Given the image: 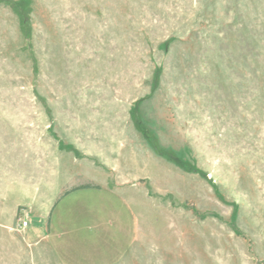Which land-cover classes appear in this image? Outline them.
<instances>
[{
    "label": "rangeland",
    "instance_id": "374dc122",
    "mask_svg": "<svg viewBox=\"0 0 264 264\" xmlns=\"http://www.w3.org/2000/svg\"><path fill=\"white\" fill-rule=\"evenodd\" d=\"M50 244L264 264V0H0V264Z\"/></svg>",
    "mask_w": 264,
    "mask_h": 264
},
{
    "label": "crops",
    "instance_id": "0c3cea01",
    "mask_svg": "<svg viewBox=\"0 0 264 264\" xmlns=\"http://www.w3.org/2000/svg\"><path fill=\"white\" fill-rule=\"evenodd\" d=\"M60 197V196H59ZM55 202H56V200H55ZM55 202L53 203V205H52V207H51V209H50V211H49V213H48V217H47V220H46V227H47V230H48V232H47V235H46V237L49 239L50 238V236H51V232L49 231V228H50V216H51V214H52V211L54 210V204H55ZM26 220V219H25ZM48 220H49V224H48ZM28 222V221H27ZM27 226H28V224H27ZM25 229V228H24ZM49 241V240H48ZM50 243V242H49ZM50 246L52 247V249H53V251H54V253H55V255H56V257L58 258V260H59V262H60V264H65L64 262H62V258H61V256H60V254H59V252H58V248H56V245H52V244H50Z\"/></svg>",
    "mask_w": 264,
    "mask_h": 264
},
{
    "label": "trees",
    "instance_id": "16d2710c",
    "mask_svg": "<svg viewBox=\"0 0 264 264\" xmlns=\"http://www.w3.org/2000/svg\"><path fill=\"white\" fill-rule=\"evenodd\" d=\"M88 187H92V186H89V185H85V186H81V187H77V188H73V189H70V190H68V191H65L57 200H56V202H55V204H54V207L56 206V204L58 203V201L63 197V196H65L66 194H68V193H70V192H72L73 190H76V189H78V188H88ZM95 188H99L98 186H94ZM48 224H49V220H48Z\"/></svg>",
    "mask_w": 264,
    "mask_h": 264
},
{
    "label": "built area",
    "instance_id": "2783aa9c",
    "mask_svg": "<svg viewBox=\"0 0 264 264\" xmlns=\"http://www.w3.org/2000/svg\"><path fill=\"white\" fill-rule=\"evenodd\" d=\"M27 224H28V222L24 218H21L18 221L17 229H24L27 227Z\"/></svg>",
    "mask_w": 264,
    "mask_h": 264
}]
</instances>
